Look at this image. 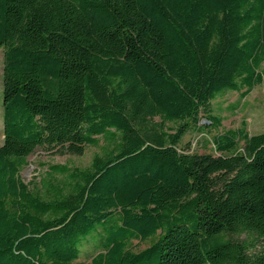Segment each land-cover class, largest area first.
<instances>
[{
    "label": "trees",
    "instance_id": "1",
    "mask_svg": "<svg viewBox=\"0 0 264 264\" xmlns=\"http://www.w3.org/2000/svg\"><path fill=\"white\" fill-rule=\"evenodd\" d=\"M0 49V264H264V132L180 146L264 84V0H0ZM99 136L87 167L20 178Z\"/></svg>",
    "mask_w": 264,
    "mask_h": 264
},
{
    "label": "rangeland",
    "instance_id": "2",
    "mask_svg": "<svg viewBox=\"0 0 264 264\" xmlns=\"http://www.w3.org/2000/svg\"><path fill=\"white\" fill-rule=\"evenodd\" d=\"M2 67H3V50L0 49V146L3 143V117H2ZM264 69V65L262 66ZM211 113L221 118V126L218 130H203L196 132L189 130L181 140L180 146H190V152L196 153H217L213 150L211 143L212 135L222 132L226 129H236L245 122L246 130L250 134L264 132V84L256 86L245 98L240 99L237 92H226L218 96L210 103ZM205 122V121H203ZM167 127H173L171 123L166 124ZM97 146H87L82 155L73 154H56L49 153L42 149H37L33 154L28 156L27 165L24 166L19 176L23 182H32L38 184L41 179H48L50 166H67L69 168L77 167L83 169L90 164L95 154H101L109 149V145L102 137H98ZM54 178L60 179L59 175ZM32 186V185H31ZM92 239H88L81 243V261H87L92 255ZM132 249L141 250L150 244L149 240L132 241Z\"/></svg>",
    "mask_w": 264,
    "mask_h": 264
}]
</instances>
